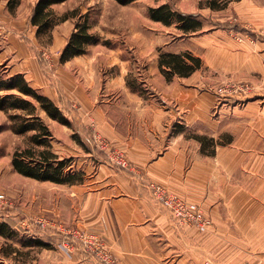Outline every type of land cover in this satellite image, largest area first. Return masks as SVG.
<instances>
[{
	"label": "rangeland",
	"instance_id": "rangeland-1",
	"mask_svg": "<svg viewBox=\"0 0 264 264\" xmlns=\"http://www.w3.org/2000/svg\"><path fill=\"white\" fill-rule=\"evenodd\" d=\"M34 1L22 0L11 14L5 8V0H0V46L12 51L5 62L9 73L22 70L29 84L53 99L69 119L67 126L48 117L33 100L36 113L51 132L47 147L60 158H69V167L79 173V180L72 184L84 183L100 162L116 166L118 154L128 162L119 168L131 172L133 165L127 154L130 141L146 145L148 139L157 149L176 140L198 143L200 149L201 142L196 138L200 135L212 138L214 147L229 142L231 136L223 132V126L231 125L226 121L231 116L227 114L221 120L218 117L260 96L249 80L224 78L206 63L214 58L221 61L219 52L227 47L229 38L251 45L264 42V25L254 26L244 18L248 14L253 20L256 5L264 0H214V8L208 5L209 0H134L127 4L116 0H65L53 5V11L61 15L76 8L78 14L86 13L89 30L97 41L64 63L58 61V56L74 20L70 17L61 21L52 29L51 37L38 38L28 24ZM162 2L194 13L201 20V27L182 32L175 22L166 25L152 20L147 14L148 6ZM183 51L198 56L201 66L189 76L166 79L158 66L159 54ZM180 91L184 96H198V104L204 109L207 99L211 100L206 117L196 120L192 127L185 125L178 112L181 108L176 95ZM29 133H15L7 113L0 110V220L16 230L23 241L31 236L49 244L23 246L14 239L0 237V264H61L64 256L98 264L79 248L67 251L62 246L65 231L79 226L61 216L54 221L57 225L52 224L54 211L48 201L50 197L55 201L61 198L60 185L72 184L53 185L54 182L14 170L13 152L31 145ZM206 138L202 141L210 150L213 146ZM136 170L141 179L144 173L137 167ZM41 217L44 225L36 222ZM50 229L57 232L47 233ZM48 234L53 239L47 240ZM14 247L16 252L11 251Z\"/></svg>",
	"mask_w": 264,
	"mask_h": 264
},
{
	"label": "crops",
	"instance_id": "crops-1",
	"mask_svg": "<svg viewBox=\"0 0 264 264\" xmlns=\"http://www.w3.org/2000/svg\"><path fill=\"white\" fill-rule=\"evenodd\" d=\"M256 6L255 18L248 14L244 18L254 26L264 25V2ZM228 41L219 52L221 61L214 58L206 65L224 78L249 80L260 95L218 117L231 116L226 119L231 125L223 126L231 136L229 142L204 154L194 142L176 140L157 149L148 139L146 145L130 141L131 172L100 162L84 183L59 184L61 198L48 201L53 226L61 216L100 234L120 264H264V42ZM4 49L0 46V62L7 63L12 51ZM176 100L185 125L191 127L206 117L211 102L207 99L204 109L198 96H184L182 91ZM136 167L144 173L143 180L161 183L201 205L211 225L200 231L177 224L170 211L152 198ZM49 238L53 239L48 234ZM76 257L64 256L61 264H96Z\"/></svg>",
	"mask_w": 264,
	"mask_h": 264
},
{
	"label": "trees",
	"instance_id": "trees-1",
	"mask_svg": "<svg viewBox=\"0 0 264 264\" xmlns=\"http://www.w3.org/2000/svg\"><path fill=\"white\" fill-rule=\"evenodd\" d=\"M65 0H35L29 15L28 24L34 28V35L38 38L47 35L51 37V31L55 25L68 18H73V27L62 46L58 61L64 63L74 56L84 53L88 44L96 42V35L89 30L87 14H78L73 8L61 15L56 14L52 6ZM121 4H127L134 0H116ZM22 0H5L6 10L14 14ZM214 0H209V6L214 8ZM148 16L155 21L169 25L173 22L182 32L198 30L202 23L194 13L182 12L174 8L168 2H162L156 6H148ZM5 63L0 62V110L7 113L11 121V129L15 133H29L31 145L23 149H16L12 156V166L18 173L37 180H47L54 183L72 184L79 180V173L69 167V158H60L55 152L47 147L51 132L48 126L36 113L37 105L48 117L70 126V121L63 110L53 99L39 93L32 87L22 72L9 73ZM158 66L166 79L172 76H189L201 66L198 56L189 51L162 52L158 57ZM201 142L200 151L204 154L214 152V140L205 136L196 137ZM208 140L213 146L206 150L204 140ZM202 139H204L202 141ZM208 142V144H209ZM40 146V147H35ZM14 230L6 221L0 220V237L14 239L23 246L39 245L48 246V242L35 237H29L23 241L22 236ZM16 252L17 249L14 247Z\"/></svg>",
	"mask_w": 264,
	"mask_h": 264
},
{
	"label": "built area",
	"instance_id": "built-area-1",
	"mask_svg": "<svg viewBox=\"0 0 264 264\" xmlns=\"http://www.w3.org/2000/svg\"><path fill=\"white\" fill-rule=\"evenodd\" d=\"M114 162L117 167L123 168L128 164L127 159L122 154H118ZM142 183L148 188L154 200L170 211L177 224L192 226L200 231L206 230L211 225V218L198 203L186 200L161 183L143 179ZM36 222L40 225L45 224L42 217L37 218ZM65 232L66 238L62 246L67 251L79 248L83 253L94 257L98 264H120L117 255L100 234L81 228L68 229ZM204 264L208 263L205 262Z\"/></svg>",
	"mask_w": 264,
	"mask_h": 264
}]
</instances>
